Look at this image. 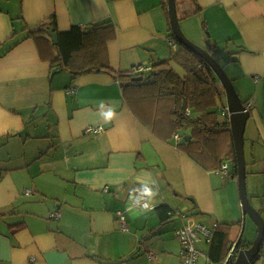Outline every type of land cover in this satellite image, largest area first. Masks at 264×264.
<instances>
[{
    "label": "crops",
    "instance_id": "1",
    "mask_svg": "<svg viewBox=\"0 0 264 264\" xmlns=\"http://www.w3.org/2000/svg\"><path fill=\"white\" fill-rule=\"evenodd\" d=\"M175 5L197 46L226 63L248 107L246 192L264 220V0ZM39 24L55 26L56 44L30 36ZM171 33L167 0H0V264H180L176 231L190 223L218 225L227 244H252L242 241L249 218L229 161L221 160L230 167L223 176L186 155L178 143L190 131L174 130L164 105L136 101L137 88L124 91L114 74L170 61ZM58 44L71 55L67 69ZM109 106L116 115L106 121ZM149 177L158 192L139 211ZM210 243L196 247L209 255ZM262 244L253 264H264Z\"/></svg>",
    "mask_w": 264,
    "mask_h": 264
},
{
    "label": "trees",
    "instance_id": "2",
    "mask_svg": "<svg viewBox=\"0 0 264 264\" xmlns=\"http://www.w3.org/2000/svg\"><path fill=\"white\" fill-rule=\"evenodd\" d=\"M48 27L51 26L39 24L29 31V34L34 38H43L49 35ZM52 28L56 32L55 26L52 25ZM171 35L173 37L172 33ZM71 38L75 39V37ZM176 44L177 49L172 54L171 60L153 63L148 73L133 75L130 71L114 74L123 83L124 91L130 87H135L136 91L137 88L139 94L135 95L136 101L147 97L155 104L164 105L166 117L171 121L174 130L190 131L186 134L189 140L183 138L178 143L179 149L186 155L207 170H216L221 160L227 159L232 165V175L236 177L230 125L224 118L219 121L215 110L218 104L222 105L225 102L223 88L202 58L177 41ZM56 47L61 57H58L57 61L67 69L69 64H73L69 62L71 55L62 57L63 44H58ZM170 62L176 63L185 74L180 76ZM138 77H142V80L135 81L134 79ZM160 112H162L161 109ZM217 227L218 225L213 232L209 249V257L215 262L225 257L222 256L227 244L226 234L222 230H217ZM229 245L227 244V248ZM237 245L241 249H247L250 246L240 240H237ZM260 254L261 251L258 256Z\"/></svg>",
    "mask_w": 264,
    "mask_h": 264
},
{
    "label": "water",
    "instance_id": "3",
    "mask_svg": "<svg viewBox=\"0 0 264 264\" xmlns=\"http://www.w3.org/2000/svg\"><path fill=\"white\" fill-rule=\"evenodd\" d=\"M167 13L169 17V25L176 41L186 47L191 52H193L194 54L198 55L200 58H202V60L212 70L215 77L219 81L221 87L223 88L226 107L229 113L228 122L230 125L231 137L235 154L234 167L236 169V180L240 206L242 209L243 217L248 216V218L253 222V224L257 228V234L254 241L248 249H241L238 252V256L234 264H253L260 252L264 240V220L259 214V212L254 209L253 206L250 204L246 192V170L243 135L246 121L249 117V112L246 109V106H244V104L239 99L232 85V82L228 78L223 67L205 49L195 45L184 36L177 18L175 0H167ZM47 29L49 35L53 38V42L56 44L57 32H54L52 27H48ZM57 71L58 68L52 69L50 77ZM134 80L141 81L142 77L135 78ZM185 140H188V138H186ZM194 214L197 213L195 212ZM242 221L244 222V219ZM241 226L243 229V224H241ZM239 240L240 238L238 239V241Z\"/></svg>",
    "mask_w": 264,
    "mask_h": 264
},
{
    "label": "built area",
    "instance_id": "4",
    "mask_svg": "<svg viewBox=\"0 0 264 264\" xmlns=\"http://www.w3.org/2000/svg\"><path fill=\"white\" fill-rule=\"evenodd\" d=\"M171 45L173 48L176 47L177 44L175 40L172 41ZM146 70L147 68L144 66H136L135 68L132 69L131 72L133 74H136V73L139 74L140 72H143ZM246 109H248V107H246ZM221 114L228 121L229 113H228L226 106L222 108ZM100 130H101L100 127H96V128L88 127L85 130V132L86 133L100 132ZM180 139L181 138L177 134L174 135V140L176 142H180ZM217 172L223 176H228L229 163L227 161H222L217 169ZM29 193H30L29 191H25V195H28ZM116 216L120 223V229L122 231H126L127 226L124 220V216L120 212H118ZM215 227L216 225H214L213 228ZM213 232L214 231L212 229H207L198 223H190V224L185 225L181 229H178L176 231V237L181 246V250L179 254L180 264H234L238 256V252L241 250V248L238 247L237 245V241H233L230 243L225 257L221 261H217V262L210 259L209 255L203 254L197 249L196 244L199 241L204 240L207 244L211 242ZM31 261H34V259L32 258Z\"/></svg>",
    "mask_w": 264,
    "mask_h": 264
},
{
    "label": "clouds",
    "instance_id": "5",
    "mask_svg": "<svg viewBox=\"0 0 264 264\" xmlns=\"http://www.w3.org/2000/svg\"><path fill=\"white\" fill-rule=\"evenodd\" d=\"M100 106L101 108L104 107L103 104H101ZM101 115L106 121H110L116 115L115 106H109L108 110L102 112ZM138 191H139L140 200L144 201V203L141 204L139 211L150 210L151 201L157 195L158 192V188L156 187V181L154 179H151V177H149V182H142L141 188ZM132 199H135V197H132ZM134 208L135 206L130 207L127 210L129 212H132L134 211Z\"/></svg>",
    "mask_w": 264,
    "mask_h": 264
},
{
    "label": "rangeland",
    "instance_id": "6",
    "mask_svg": "<svg viewBox=\"0 0 264 264\" xmlns=\"http://www.w3.org/2000/svg\"><path fill=\"white\" fill-rule=\"evenodd\" d=\"M180 6V5H179ZM179 18H181V14H179ZM179 25H180V28L182 29V31L184 30V34L185 35H187L186 37L190 40V41H192L193 43H195L196 45H200V44H197V42H194V41H197V40H195V38H192L191 36H190V34H189V32L187 33L186 32V27H185V25H184V23L183 22H181V21H179ZM199 26V25H198ZM191 27H192V23H191ZM193 28V27H192ZM192 31H194L193 29H191ZM200 32V31H199ZM192 38V39H194V40H191L190 38ZM199 42V41H198ZM57 48V47H56ZM58 50V49H57ZM233 59V58H232ZM219 61V60H218ZM232 61V60H231ZM219 63H220V65L224 68V71H226V73L228 74V75H230V71H229V69L226 67V63L225 62H223V61H219ZM76 64L77 65H79V62L77 61L76 62ZM229 64V63H228ZM62 75H59V76H62V77H65V75H66V73H65V71L63 72V73H61ZM146 75H148V74H146ZM233 85H234V83H233ZM234 87H235V89H236V91H237V93H238V88H237V86H235L234 85ZM216 112H217V114H218V120L219 121H222L223 120V117H221L220 116V114L221 113H219V111L218 110H216ZM250 125H248L247 124V130H246V133L244 134V136L246 137L248 134H249V132H250ZM183 133H185L183 130L181 131V134L183 135ZM181 135V136H182ZM230 168V167H229ZM242 224H243V234H242V241H245V242H248V243H251V242H253L254 241V239H255V235H256V230H257V228H256V226L253 224V222L250 220V219H248L247 221H246V223H244L243 221H242ZM234 241V240H233ZM199 243V242H198ZM197 243V244H198ZM202 247V246H201ZM203 248H205V246L203 245ZM260 260H262V259H260ZM260 262H258L257 264H259Z\"/></svg>",
    "mask_w": 264,
    "mask_h": 264
}]
</instances>
